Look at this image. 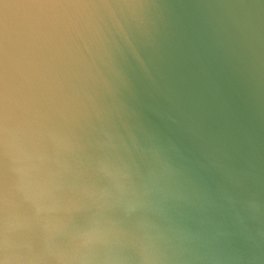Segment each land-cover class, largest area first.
Segmentation results:
<instances>
[{
    "label": "water",
    "instance_id": "obj_1",
    "mask_svg": "<svg viewBox=\"0 0 264 264\" xmlns=\"http://www.w3.org/2000/svg\"><path fill=\"white\" fill-rule=\"evenodd\" d=\"M0 264H264V0H0Z\"/></svg>",
    "mask_w": 264,
    "mask_h": 264
}]
</instances>
